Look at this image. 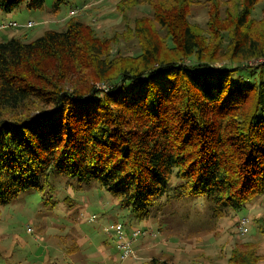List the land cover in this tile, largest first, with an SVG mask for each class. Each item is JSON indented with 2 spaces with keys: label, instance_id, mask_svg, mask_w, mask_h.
<instances>
[{
  "label": "trees",
  "instance_id": "obj_1",
  "mask_svg": "<svg viewBox=\"0 0 264 264\" xmlns=\"http://www.w3.org/2000/svg\"><path fill=\"white\" fill-rule=\"evenodd\" d=\"M46 1L0 0V12ZM261 2L120 0L123 21L138 6L153 16L137 21L138 52L125 56L75 17L64 31L0 42V206L54 176L97 183L137 221L167 198L203 197L221 219L264 196ZM198 5L205 29L190 20ZM256 222L264 236V215ZM228 264H262L257 245L238 244Z\"/></svg>",
  "mask_w": 264,
  "mask_h": 264
},
{
  "label": "rangeland",
  "instance_id": "obj_2",
  "mask_svg": "<svg viewBox=\"0 0 264 264\" xmlns=\"http://www.w3.org/2000/svg\"><path fill=\"white\" fill-rule=\"evenodd\" d=\"M67 1L58 12L53 10L54 0H47L43 10L23 5L12 13L0 12L4 25L34 24L2 30L0 42L14 37L30 42L46 31H64L70 10L76 8L80 10L76 19L88 23L100 39L113 41V53L120 49L125 56L138 52V40L132 33L137 21L153 18L150 8L138 6L128 11L123 21L117 11L120 0ZM189 14L193 23L206 28L207 6H193ZM166 203L149 220L137 221L97 183L86 185L74 178L54 176L42 191H27L0 206V264H143L152 258L170 264H228L233 249L244 243L257 245L264 264V236L255 229L256 221L264 215V196L221 219L212 217L210 202L203 197L167 198ZM242 218L248 219L250 229L245 237L239 236L238 220ZM115 222L124 224L129 233L150 229L157 236L139 238L134 246L136 258L122 262L114 235L105 230Z\"/></svg>",
  "mask_w": 264,
  "mask_h": 264
},
{
  "label": "built area",
  "instance_id": "obj_3",
  "mask_svg": "<svg viewBox=\"0 0 264 264\" xmlns=\"http://www.w3.org/2000/svg\"><path fill=\"white\" fill-rule=\"evenodd\" d=\"M79 12L80 10L76 8L72 9L69 12V16L75 17L76 15L79 14ZM33 26H34L33 22H29L27 26H24V27L31 28ZM16 27H18V25L15 22H9L6 25L0 23V31L4 29H12ZM93 220L94 219H91L90 221L92 222ZM105 230L106 232L114 235V238L117 241V247H118V250L120 251L122 261H127L131 258H136V251L134 249V246L139 238H146L148 236H154L152 234H149L147 232H143L140 230H135L131 233H128L127 231H125L124 226L121 223L112 224ZM248 232H249L248 219L242 218L239 223V236H244Z\"/></svg>",
  "mask_w": 264,
  "mask_h": 264
}]
</instances>
